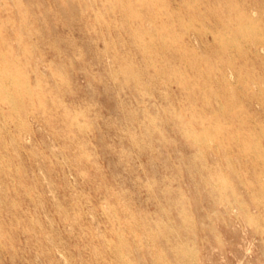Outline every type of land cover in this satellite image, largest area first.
I'll use <instances>...</instances> for the list:
<instances>
[{"label":"rangeland","instance_id":"1","mask_svg":"<svg viewBox=\"0 0 264 264\" xmlns=\"http://www.w3.org/2000/svg\"><path fill=\"white\" fill-rule=\"evenodd\" d=\"M66 262L264 264V0H0V264Z\"/></svg>","mask_w":264,"mask_h":264},{"label":"bare ground","instance_id":"2","mask_svg":"<svg viewBox=\"0 0 264 264\" xmlns=\"http://www.w3.org/2000/svg\"><path fill=\"white\" fill-rule=\"evenodd\" d=\"M118 1V0H117ZM22 20V19H21ZM247 22V21H246ZM25 25V24H24ZM261 32V31H260ZM234 44V43H233ZM4 58V57H3ZM2 58V59H3ZM14 60V59H13ZM6 72V71H5ZM38 85V84H37ZM262 90V89H261ZM240 132V131H239ZM263 138V137H262ZM255 141V140H254ZM207 192V191H206ZM182 193H184V192H182ZM187 194V193H186ZM76 195V194H75ZM188 195V194H187ZM216 200V199H215ZM217 201V200H216ZM128 207H130V206H128ZM214 210V209H213ZM125 219V218H124ZM135 234V233H134ZM164 236V235H163ZM81 238V237H80ZM136 238H138V237H136ZM145 238V237H144ZM141 239V238H140ZM147 239V238H146ZM197 239V238H196ZM168 240V239H167ZM169 244V243H168ZM115 246V245H114ZM155 246V245H154ZM86 248V247H85ZM124 258V257H123ZM96 260V259H95ZM67 263V262H66ZM68 264V263H67Z\"/></svg>","mask_w":264,"mask_h":264}]
</instances>
